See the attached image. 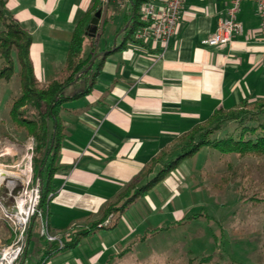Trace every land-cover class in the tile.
<instances>
[{"label":"crops","instance_id":"1","mask_svg":"<svg viewBox=\"0 0 264 264\" xmlns=\"http://www.w3.org/2000/svg\"><path fill=\"white\" fill-rule=\"evenodd\" d=\"M164 1L148 0L157 6ZM6 2L8 13L32 37L35 76L46 85L65 66L76 25L101 0ZM231 7L229 0H185L177 33L164 51L150 41L125 40L129 0L103 6L97 34H87L84 47L91 44L90 54H95L92 74L65 90L60 114L65 136L50 180L53 192L45 221L51 234L72 231L83 233V239L95 229L118 228L121 216L131 209L129 202L121 214L107 218L109 226L102 221L104 211L111 204H125L127 194L135 195L146 181L142 172L155 157L216 111L264 99V40L254 3L241 4L236 18L243 34L230 45H202L217 31L219 21L228 18ZM106 32L108 41L102 44ZM93 41L98 46L94 51ZM89 85L92 89L85 93ZM159 170L156 167L150 177ZM78 246L54 253L45 264H99L114 253L109 247L85 254Z\"/></svg>","mask_w":264,"mask_h":264},{"label":"rangeland","instance_id":"2","mask_svg":"<svg viewBox=\"0 0 264 264\" xmlns=\"http://www.w3.org/2000/svg\"><path fill=\"white\" fill-rule=\"evenodd\" d=\"M111 25L108 23V30ZM107 32L101 37L102 44L108 41ZM114 42L115 39L111 45ZM121 42L122 39L118 41ZM90 51L91 44L87 43L84 54L88 56ZM14 59L13 76L0 80V150L6 148L10 153L0 159V164L9 166L5 170L15 174L17 169L13 166L22 161L32 138L16 129L9 116L12 102L22 95L21 67L15 54ZM3 66L0 55V69ZM229 127L232 130L235 124ZM10 146L14 149H9ZM172 149L174 153L177 146ZM175 157L173 154L169 160ZM220 157L217 152L204 148L180 162L144 198H131L129 205L127 203L131 209L121 216L118 228L95 229L91 237L80 239L78 247L85 254L95 248L110 247L114 253L99 260V264H188L190 260L198 264L207 257L212 259L202 264H264V203L250 200L254 195L263 197L256 192L264 189V160ZM241 175H247L243 183L250 187L243 198L238 183ZM229 181L237 183L224 189L214 188L215 184L223 186ZM1 201L9 202L6 194ZM134 205L137 207L133 208ZM40 228L36 221L32 229L26 231L27 241L31 229L30 245L19 264H37L41 259L35 254L36 244L45 247L48 240L39 238ZM11 239L10 225L1 220L0 240L8 245Z\"/></svg>","mask_w":264,"mask_h":264},{"label":"trees","instance_id":"3","mask_svg":"<svg viewBox=\"0 0 264 264\" xmlns=\"http://www.w3.org/2000/svg\"><path fill=\"white\" fill-rule=\"evenodd\" d=\"M145 3H148V0H129L131 14L129 16V26L125 30L126 41L141 42L136 39V35L144 25L141 10ZM98 6V8L94 7L76 25L70 41L66 64L60 73L50 83L41 85L35 76L31 59L32 37L8 13L6 0H0V21L3 23V29L0 30V55L4 60V66L0 69V80H8L13 76L15 72L14 54L17 55L21 67L22 95L12 102L9 116L16 129L25 131L28 138L35 141L33 170L34 177L40 179L43 185L41 210L45 221L48 219L47 205L50 202L49 197L53 192L50 180L56 171L55 159L60 152L61 143L65 136V128L60 118L63 105L67 100L65 90L72 84H77L82 79L89 78L92 74V59L95 54L92 52L89 56L84 57V47L85 41L88 39L87 33L92 19L98 11L103 9L102 0ZM92 44V51H94L96 42L93 41ZM91 89L92 86L89 85L85 93L90 92ZM230 124H235L232 130L229 127ZM175 145L177 149L174 153L172 152L173 147H168L151 161L141 174L146 178L145 184L137 190L135 195H126V204L122 206H119L118 203L109 205L104 211L102 221H106L114 213L121 214L132 197L140 196L144 198L163 182L178 167L180 162L192 158L204 148L217 152L221 156L220 159L235 156L240 159L264 160V99L254 102L244 101L235 110L220 109L216 111L206 122L196 125L191 131L178 138ZM173 154L176 157L170 161L169 159ZM158 166L160 170L155 177L151 178L150 176ZM246 176L241 175L242 180H238L241 198L249 193L248 188L250 187L245 186V183H243ZM235 183L237 182L229 181L228 184L224 182L223 186L220 185L221 183L219 185L215 184L214 188L224 189L229 184ZM256 193H262L263 197L254 195L250 200L264 203V189ZM32 227L30 228L32 229ZM30 232L28 243L31 239ZM89 232L91 231L86 233ZM68 233H70L71 239L64 243L63 248H60L57 242L49 241L47 246L37 247L35 253L41 256L38 264H45L54 253L72 250L79 245V237L83 233L78 234L72 231ZM62 235H66V233ZM12 237H14L13 233ZM40 239L47 241L44 236H40ZM211 259L212 257L204 258L198 264ZM193 261L190 260L188 264H193Z\"/></svg>","mask_w":264,"mask_h":264},{"label":"built area","instance_id":"4","mask_svg":"<svg viewBox=\"0 0 264 264\" xmlns=\"http://www.w3.org/2000/svg\"><path fill=\"white\" fill-rule=\"evenodd\" d=\"M104 7H107L112 0H102ZM123 5V0H115ZM232 7L228 12V18L221 19L217 31L202 41L206 47H226L231 44L236 36L243 34V26L237 21L236 15L244 2H251L257 6L261 21V35L264 40V0H229ZM185 0H166L162 5L157 6L153 2L145 3L141 10L143 26L139 29L136 39L141 42L150 41L154 45H160L166 51L171 39L178 30V23L181 9ZM28 143L26 153L21 162L13 166L17 169V179L12 189L5 184L0 190V221L10 225L13 233V240L8 245H3L0 240V264H19L22 254H24L28 240L26 241V231L32 227L36 221L41 226L40 236L46 237L49 242H57L60 248L70 240V235H53L50 233L45 223L41 210L43 185L40 179L34 177L33 158L35 141ZM13 145V144H12ZM9 149L13 150L14 146ZM10 155L6 148L0 150V159ZM5 169L9 166L0 164ZM6 192V193H4ZM7 195L9 202H2L1 197ZM110 221H106L105 226H109Z\"/></svg>","mask_w":264,"mask_h":264},{"label":"bare ground","instance_id":"5","mask_svg":"<svg viewBox=\"0 0 264 264\" xmlns=\"http://www.w3.org/2000/svg\"><path fill=\"white\" fill-rule=\"evenodd\" d=\"M103 13H104V11H103ZM16 179H17L16 173L14 174L13 172H9V171L0 167V190H1V188L4 187L5 184L8 185L9 189H12L15 185Z\"/></svg>","mask_w":264,"mask_h":264},{"label":"water","instance_id":"6","mask_svg":"<svg viewBox=\"0 0 264 264\" xmlns=\"http://www.w3.org/2000/svg\"><path fill=\"white\" fill-rule=\"evenodd\" d=\"M101 16H102V11H98L96 15L94 16V18L92 19L91 24H90V29L87 33L90 37H95V35L97 34L98 25H99Z\"/></svg>","mask_w":264,"mask_h":264}]
</instances>
